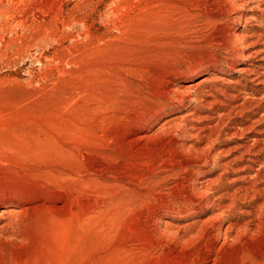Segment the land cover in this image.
Returning <instances> with one entry per match:
<instances>
[{
  "label": "rangeland",
  "instance_id": "obj_1",
  "mask_svg": "<svg viewBox=\"0 0 264 264\" xmlns=\"http://www.w3.org/2000/svg\"><path fill=\"white\" fill-rule=\"evenodd\" d=\"M240 1L0 0V264H264Z\"/></svg>",
  "mask_w": 264,
  "mask_h": 264
},
{
  "label": "bare ground",
  "instance_id": "obj_2",
  "mask_svg": "<svg viewBox=\"0 0 264 264\" xmlns=\"http://www.w3.org/2000/svg\"><path fill=\"white\" fill-rule=\"evenodd\" d=\"M228 1H232V3H234V4H236V6L237 7H243L244 6V4H241V1L239 2L238 0H228ZM243 1V0H242ZM226 2V1H225ZM243 3V2H242ZM239 9V8H238ZM233 34H234V36L236 37V40H237V38H238V40L240 39V38H242V40H243V36L241 35L242 33H239V32H237L236 30L234 31V32H232ZM232 34V35H233ZM248 35V34H247ZM245 36V35H244ZM256 36V35H255ZM258 36H261L260 34H258ZM235 37H234V39H235ZM249 37V36H248ZM247 37V38H248ZM248 40V39H247ZM246 40V41H247ZM240 41H241V39H240ZM238 43H239V41H238ZM242 43V42H241ZM253 44V43H252ZM242 45H244V44H242ZM259 51V50H258ZM262 51V50H261ZM263 52V51H262ZM261 52V53H262ZM239 53V52H238ZM237 53V54H238ZM260 53V54H261ZM236 54V53H235ZM237 56H239V55H237ZM241 56H244V54L242 53L241 54ZM247 58L249 57V56H246ZM246 57H244V58H246ZM251 72V71H250ZM253 72V71H252ZM258 75V74H257ZM259 92V91H258ZM261 108V107H260ZM260 109H258V111H257V113L255 114V115H253V118L250 120V124H255V123H257V122H259V120L258 119H256V117L260 114ZM258 118V117H257ZM249 122V121H248ZM249 125V124H248ZM246 128V127H245ZM264 131V130H263ZM260 188V187H259ZM260 192H262V193H264V186H263V188H260V190H259ZM258 192V191H257ZM257 211V210H256ZM259 211L260 212H263L264 211V201H263V204H262V206H260V208H259ZM0 212H1V209H0ZM3 212V211H2ZM8 212V211H7ZM6 213V212H5ZM259 213V212H258ZM257 214V213H256ZM260 214H262V213H260ZM2 216V215H1ZM0 216V217H1Z\"/></svg>",
  "mask_w": 264,
  "mask_h": 264
}]
</instances>
